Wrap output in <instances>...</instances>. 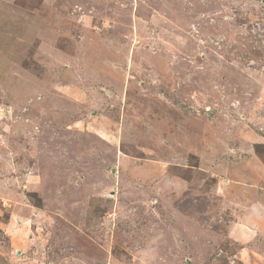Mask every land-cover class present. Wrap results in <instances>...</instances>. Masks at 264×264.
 <instances>
[{
  "label": "rangeland",
  "instance_id": "374dc122",
  "mask_svg": "<svg viewBox=\"0 0 264 264\" xmlns=\"http://www.w3.org/2000/svg\"><path fill=\"white\" fill-rule=\"evenodd\" d=\"M0 264H264V0H0Z\"/></svg>",
  "mask_w": 264,
  "mask_h": 264
},
{
  "label": "trees",
  "instance_id": "16d2710c",
  "mask_svg": "<svg viewBox=\"0 0 264 264\" xmlns=\"http://www.w3.org/2000/svg\"><path fill=\"white\" fill-rule=\"evenodd\" d=\"M35 195V194H34Z\"/></svg>",
  "mask_w": 264,
  "mask_h": 264
}]
</instances>
